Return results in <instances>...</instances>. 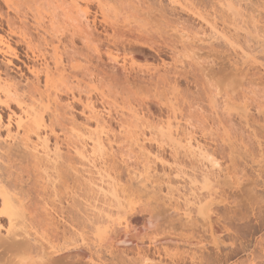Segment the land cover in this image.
Here are the masks:
<instances>
[{
    "label": "rangeland",
    "instance_id": "rangeland-1",
    "mask_svg": "<svg viewBox=\"0 0 264 264\" xmlns=\"http://www.w3.org/2000/svg\"><path fill=\"white\" fill-rule=\"evenodd\" d=\"M189 1L194 3L196 0ZM233 1L237 3L235 5H240V16L235 18L237 20L233 19L235 22L232 20L235 23L233 26L232 22L220 26L218 17L210 18L215 13L212 11L208 13L209 18L216 19L218 24L214 25L216 27L206 25L187 9H180L181 5L170 7L164 0L125 1L131 8L126 3L124 7H129L132 15L122 16L127 11L122 9L118 14L120 17L116 16L118 20L110 17V22L120 20V24L126 26H134L133 21L136 20L139 23L149 21V31L154 34L160 52L158 55L149 54L145 60L137 58L136 66L138 68L140 65L139 69H143L145 74L147 67L160 65L164 61L172 68L169 71L171 75H168L172 80L166 81L169 82L167 86L165 82L162 84L163 81L160 84V79L148 84L145 75L140 73L138 75L145 78L143 84L149 86L145 90L146 86L142 84L144 90H137L133 96L131 93V101L127 96V102L118 96L119 100L114 101L112 96L105 101L98 94H93L95 107L106 114L102 117L112 127L113 134L110 131L107 135H116L114 138H110V135L104 138L102 135L104 140L110 139H107L109 142L105 141L108 144L104 142L108 146L105 150L109 149L106 153H90L88 138L84 140V145L79 141L83 149H89L84 151L89 153L83 155L86 157L82 159L70 145L66 146L65 134L54 125L53 133L49 126L45 130L47 144L53 148L57 143L62 157L66 155L63 162L58 161L59 165H54L42 156L38 160L30 154L21 158L20 149H7L9 139L5 136L6 128L0 127V148L4 150L0 149L4 155L3 160L1 157L4 162L0 160L1 176L11 181L10 190L14 186L13 190L17 189L20 195L16 197L22 201L25 213L40 223L32 221L36 230L40 231L42 227L37 228V225L51 223L50 227L55 229L60 240L61 237L77 239V244L87 248L88 254L92 253L91 261L78 259L75 264H264V0ZM134 15L136 20L132 18ZM123 17L127 20L121 19ZM156 17L157 20L153 19ZM169 23L171 26H166ZM152 26L160 29H153ZM104 29L109 28L96 23L97 33H102ZM170 30L176 32L173 31L174 36L179 34L180 39L177 36L168 38ZM165 32L168 33L165 35ZM226 39L231 41V46L228 45L230 42L225 43ZM162 41H165L164 44ZM166 42L173 43L169 45ZM167 45L172 47V51ZM13 62L14 68L11 67L10 72L15 76V66L21 64L17 60ZM128 101L131 102L130 108ZM59 103V109L52 107L49 113L56 109L53 113L58 112L64 118V125L73 120L76 125L84 126L82 129L88 125V129H93V120L87 121V113L81 111L80 104L71 102L69 96H61ZM129 109L132 110L131 114L139 115H135L137 118H134V122ZM124 111L128 113V118H132L131 122L128 120L130 123H135L138 117L141 119L137 120L139 126L136 130L132 129L134 125L131 127L134 132L137 131L135 137L131 134V138H128L129 134L126 137L131 143L134 142L133 137L142 142L130 144V140L124 141L120 139L121 136L118 137ZM9 112V109L0 107L3 124ZM123 117L121 119L127 123L125 119L128 118ZM13 126L10 128L14 133ZM167 126L173 133H179L182 140L190 139L191 144L203 151V158H207L198 160L199 157H195L194 160L186 154L188 152H184V141H181L182 145L174 147L164 140L157 128ZM140 148L147 154L140 152ZM68 156L72 159L66 163ZM64 165L68 168H63ZM145 172L153 178L143 182L142 179L147 176ZM106 173L113 180L111 185L115 184L112 194L120 200L116 201L114 196L115 202L111 201V187L103 189L104 195L94 190L101 183L104 187L108 185L106 183L105 186L103 181L112 182L106 179ZM85 179L91 182L90 187H85L88 183ZM138 180L145 186L148 182V185L154 183L156 189L153 192L156 190V193L150 195V186L146 189ZM63 183L68 188L65 185L62 187ZM82 183L86 190L88 187L94 188L93 191L87 190V194L90 192L88 198L85 196L86 190L82 194ZM92 183L97 184L96 187L91 186ZM168 184L173 188L170 194L167 192ZM118 201L122 206L115 204ZM102 211L108 215L110 213L108 221ZM130 220L136 222L129 223L131 225L125 230L129 231L128 238L125 236L128 242L119 243L114 248L105 244V231L115 233L117 224L124 225ZM138 252L140 256L144 255V261H140Z\"/></svg>",
    "mask_w": 264,
    "mask_h": 264
},
{
    "label": "bare ground",
    "instance_id": "bare-ground-1",
    "mask_svg": "<svg viewBox=\"0 0 264 264\" xmlns=\"http://www.w3.org/2000/svg\"><path fill=\"white\" fill-rule=\"evenodd\" d=\"M125 1L130 2L131 0L130 1L129 0H0V107L7 108L10 110V112L7 114V118L5 120L6 122L4 124L2 123L0 116V127L5 126L6 128L5 136L9 139L7 149L14 147L17 150L20 149L21 158H24L26 155L29 154L36 159L41 158L42 156L44 160L50 161L54 165L56 164L59 165L58 161L62 163L63 162L62 159L66 155L62 157L63 155L62 153H60L59 151L60 148L58 149L57 143H55L54 145L55 147L54 146L53 148L49 147V145L47 144L48 136L46 135L47 132L45 131L49 126L48 129H50L51 133H53L52 127H54V125H57V128L59 127V129L63 131V134H65L64 137L67 140L66 141L64 139L66 141L65 144H67L68 142V145L66 146L70 145L71 149L73 148L74 153L79 156H82V159L86 157L83 155L89 153L84 151H87L89 149L87 150H85V148L83 149V146H80V142L84 145L85 144L84 140L88 138H89L88 143L90 142L89 143L90 151H91L90 153H94V152L106 153L109 149L105 150V148H108V146L107 145L105 146V144H108L106 142L110 139L107 138L108 140L107 139L104 140V138L110 135V134L107 135V132L109 133L112 127L110 126L111 127L110 128L108 126L109 121L105 120L106 118L102 117V115L105 116L106 114L105 113L102 114V112H100V109H97L95 107L94 101L92 99L93 98L92 96L95 95L93 94L95 93L98 94L99 97L103 98L105 101H109L106 100L107 98L109 99L110 97L111 98L114 97L113 98L114 101H116V99L118 98H123L125 99V102H127L126 100L128 99L127 96L131 95V93L132 96L135 95L137 90L141 88L143 89V87L146 86V84H143L145 82L143 79L145 78L147 79L146 83L148 84H151L150 83L151 81L153 83V80L155 79L158 82V79H160L159 80L160 84L163 81L162 84L165 82L166 86L169 83V82L167 83L166 81L172 80L168 76L170 74L169 71L171 72L172 68L170 67L171 68L170 69L167 63H165L163 60H162L163 62L160 65H151L149 66V68L147 67V69L145 70V74L143 69H139L140 65H138L137 68L136 66L137 61L139 60V59L136 60L137 58H142V59L144 58L145 60V57L148 56L149 54L158 55L160 49L158 48L159 46L155 42L156 40L154 41L153 38L154 34L153 33L151 34L150 32L151 30L149 31L147 25L149 21L148 23L144 21L142 23H139V21L135 19L136 16L134 15L132 17V18L135 17L133 20H136L133 21L135 24L134 26L133 24L129 26L127 22H126L127 26L125 24L121 25L119 22L120 20L116 22V23L119 22V24H116L115 21L110 22L109 19L111 16L112 18L113 17L115 18L116 16L120 17V15H118L120 14V10L122 12L123 11L122 9L124 10L126 9L124 7V4L126 3L125 5H127V2ZM164 1H166L165 3L170 7H174L175 5L177 6L181 5L179 6L180 9L182 10L187 9L186 11L190 12L193 15V17L196 16V18H198L202 22H205L206 25L211 24V26L218 24V22L219 23L221 22L219 24L220 26L221 24L226 25L228 22L229 25L233 19L237 20L235 18L240 16L239 14L240 9L238 7L240 5L239 4L238 6L235 5L237 3H235L233 0L232 1L234 2V4L232 3L231 0H226V1L196 0L195 2L192 1L194 3H191L190 1L188 3L187 2L188 0H164ZM92 6H94L93 9ZM128 8L126 9L127 11L123 12L126 14L122 15L123 14L122 13L121 14L122 16L127 15L129 17L130 13L132 15V12H130L131 9L128 10ZM211 11L215 12L217 15H213L215 13L211 14L212 13ZM209 12L211 14L210 18H212L213 16H214L213 18H215L216 16V19L219 18L221 21L217 20L218 21L217 22L216 19L213 20L210 19L209 18L210 14H208ZM121 19L124 20V17ZM153 19L157 20V17ZM126 20L127 18L124 21ZM124 21L121 22L124 23ZM140 21H142V19ZM97 22L105 25L109 29L108 30L104 29L102 33H97L96 31ZM234 22H232L233 23L232 26L235 24ZM223 25L222 27H224ZM166 26H171V25L169 23V25ZM163 29H165V26ZM160 31L164 32V30H160ZM170 31L173 32L174 30H170ZM171 32L170 33L165 32V35L168 33L169 34V35L167 34L168 38L176 37V36L177 39L179 38L178 36L179 34L174 36L173 34L175 31L172 34ZM220 35H222V33H220ZM159 38H161V36ZM230 40L226 39L224 41L226 44H228L227 42H230V44L228 45L231 46L232 44ZM171 44L169 43V45ZM169 45H167L166 47H168ZM189 45H191V43ZM181 46L184 47V44H182ZM169 47L171 48L172 51V47L171 46ZM16 60L21 65L15 66L16 71L14 70L13 71L16 72L17 75L13 76L11 75L10 70L11 67L13 66L14 63L13 61ZM238 69L239 68H237V70ZM140 73L142 74V76L145 75V78L140 76L141 75ZM154 83H156V81H154ZM142 84L145 86L142 87ZM148 86L145 87V90L147 89ZM61 96H69L71 102H75L81 105L82 107L81 111L82 112L86 111L87 119L89 118L87 120L85 117V121L86 120L90 121V119L93 120V124H94V127L92 126L93 129L90 126L92 130L88 129L89 125L86 126L87 128L85 127L86 129H82V127L84 128V126H81V124L79 126L76 125L73 122V120H70L67 123V125L66 124L64 125L65 123L63 121L64 118H61L62 116L58 115V112L55 113V115L57 114L56 115L57 117L54 115L53 112H56L59 109V107L57 106H59L60 104L59 102L61 100ZM132 96H129L130 97L129 100L132 98ZM123 99H120V101H122ZM117 102L119 103V101ZM123 102L124 100L122 101V103ZM130 103H129V108H130ZM11 106H14V108L11 109ZM52 107L58 109L57 110L55 109L54 111L49 113ZM131 112L132 110H130L129 114L130 116H133L132 121L134 122V118H137L135 117V115L138 114L134 115L131 114ZM133 112L135 111L133 110ZM124 113L125 116L124 114H122V116L121 115L119 116H121V118L123 116L126 118L128 113L126 114V111H124ZM55 118L58 119L61 118L62 122L60 121V119L54 120ZM121 118L120 120L123 123L121 122V124H119L120 133L118 132L119 134L118 137L121 136L123 138L120 137V139L122 140L125 139L124 141H129L130 139L128 138H131V135H134L135 137L137 131L134 132V130H136L137 125L139 126V123L137 124V120H141V119H139L140 117H138V119H135L136 121L135 124V123H130L131 117L130 118L127 117L128 119H125L127 120V123L126 121H124V119L122 120ZM65 119L66 121H68L67 118ZM72 119L74 118L72 117ZM128 120H130V122ZM128 123L131 125H129ZM160 125L161 124H159V126ZM168 125L170 124L168 123ZM11 126L15 127L14 133L11 131L10 128ZM131 127L134 130H132ZM170 129L171 128H169L168 126L166 128L159 127L157 128V132L158 134L161 135L162 138H165L164 140H167L173 146L182 145L183 142L181 141H184V144L182 145L183 148L184 147L186 148V151L184 152L185 153L188 152L186 154L187 155L189 154L188 156L194 158V160H196L195 157L196 158L199 157L198 160H200L201 157L203 158V155H205L203 154V151L201 149L196 148V146H194L195 144H191L192 142H190L191 141L190 139L186 137L187 140L186 139L182 140L181 138L182 136L179 133L175 134ZM132 131L134 134L132 133ZM102 135H104L105 137L103 138ZM127 135L129 136L128 138L126 137ZM179 135L180 137H178ZM111 136L113 135H110V138H114L116 135H114V137ZM118 137H116L117 141H118ZM134 137L132 139V141L134 142L131 143L130 140L129 142L130 144H134L135 142L137 143L141 141V140L140 141L137 140V138ZM140 145L143 146L141 143ZM196 145L199 146L197 143ZM139 150L140 152L144 151L141 150V148ZM2 152L0 151V160L1 157L2 160L4 159L3 157L4 155L2 154ZM143 154L145 155L147 154V152L145 153L144 151ZM148 154L150 153L148 152ZM70 157L68 156L69 159L66 160V163L71 161L72 157L71 158ZM75 157L76 156H74V158ZM205 158L207 157H204L203 159ZM68 164L67 166L70 167ZM67 166L64 165L63 168ZM95 168H97V166ZM73 169L74 168H72V170ZM99 169L101 168L99 167ZM96 171L100 172L98 170ZM145 171H147V169ZM107 174L108 173H106V179H109V181L112 182L109 183L107 180H106L107 182L103 181V183H105V186L108 184L106 187H104L102 183L101 184L99 183L101 185V186L99 185L100 187L99 186L96 187L97 184L95 185L92 183L91 186L95 185L97 189H94L93 187L89 188L91 182L89 183V181L85 179L86 182L88 181L87 185L85 184V187L89 186L88 187L89 189L87 188V190L91 191L92 189H94L102 192L103 189L104 188L107 189V187L109 188L111 187L113 190L114 188L113 186L115 184L111 185L113 184V180H111L109 177L110 175L108 174L109 175L108 176ZM146 174L147 176H145L144 179H142L143 177L140 178V180L141 179L142 181L144 180L143 182L151 180L150 178L152 176H149L148 173ZM1 175L2 174H0V264H63V263L75 264V262H77L78 259L81 260L89 259L88 261L92 260L91 259L92 255H90L92 253L88 254L89 252L85 250L87 248L84 249L79 244H77L76 242L77 239L76 240L74 238L64 239L63 237H61L62 239L60 240L57 237L55 229L52 227L54 229L53 230L50 227L52 226L51 223H50L51 225L50 224L37 225V228L39 226L42 227H40L39 229L40 231H38V229L36 230V227L34 228L36 224L35 223L36 220H34L32 215L30 218V216L25 213V207L22 201L16 197L20 195L17 189L13 190L15 187L14 186L13 189L10 190V188L12 187V185L10 187L11 181L10 182L6 181V179H4V176L2 177ZM205 175L207 174L205 173ZM101 178H103V176ZM77 180L79 182L78 178ZM90 181L92 180L90 179ZM142 181H140V184H142L141 183ZM81 182L82 181H80V183ZM148 183L146 184L148 185ZM152 184L154 185V183ZM152 184L148 186L146 185L147 187L144 184H142L146 189L150 186L151 188L150 190L152 191L146 190V192L148 191L150 195L152 193H156V190L153 192V190L156 189V186L155 185L153 186ZM63 185L65 184L63 183L62 187ZM65 186H67L66 188H68V185ZM60 187L61 186H59V188ZM83 187L84 184L82 186V194L83 193L85 194L86 192L85 196L88 198L89 196L87 195L90 192L87 194L88 191L84 189L85 187L84 188ZM167 188H168L167 192L169 194L172 193L173 191L172 186L170 187L169 185L167 186ZM112 190L110 191L111 198L113 199L116 197L115 200L118 199V197L115 194L114 195L112 194L114 193V190L113 192ZM16 191L18 193L17 195L15 193ZM104 191L107 192V190ZM111 201H114V199ZM115 204L116 205L118 204V207L122 206L121 201L120 203L118 201V203L116 202ZM93 209L95 208L93 207ZM97 210H99V208H97ZM103 211L107 212L106 209L105 210L103 209ZM104 212H103L104 214L103 216H105L106 220L108 221V218L110 217V213L108 215L107 213L105 214ZM198 212L200 211L198 210ZM32 221L35 224H32ZM135 222L136 220H130L129 222H126L124 225L117 224L118 227L115 233L112 232L108 233L105 231L104 232L105 244H108L109 246L114 248L119 243L128 242V240L125 239V236L127 237L128 235L127 232L129 231L125 232V230H127L126 228L128 225H131L129 223L135 224ZM32 229L35 231H33ZM133 243L135 242L132 241V244ZM135 245L137 244L135 243ZM137 255L139 256L140 261H144V257H143L144 255L140 256L141 255L140 252H138Z\"/></svg>",
    "mask_w": 264,
    "mask_h": 264
}]
</instances>
